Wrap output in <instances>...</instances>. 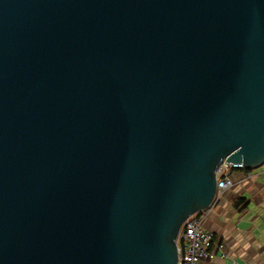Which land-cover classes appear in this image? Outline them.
Segmentation results:
<instances>
[{
  "label": "water",
  "instance_id": "95a60500",
  "mask_svg": "<svg viewBox=\"0 0 264 264\" xmlns=\"http://www.w3.org/2000/svg\"><path fill=\"white\" fill-rule=\"evenodd\" d=\"M224 163L264 164V0H0V264H178Z\"/></svg>",
  "mask_w": 264,
  "mask_h": 264
},
{
  "label": "crops",
  "instance_id": "0c3cea01",
  "mask_svg": "<svg viewBox=\"0 0 264 264\" xmlns=\"http://www.w3.org/2000/svg\"><path fill=\"white\" fill-rule=\"evenodd\" d=\"M230 175L234 186L201 214L203 227L213 234L214 255L203 264H264V181L246 178L245 172ZM239 198L246 201L244 208L234 206Z\"/></svg>",
  "mask_w": 264,
  "mask_h": 264
},
{
  "label": "built area",
  "instance_id": "2783aa9c",
  "mask_svg": "<svg viewBox=\"0 0 264 264\" xmlns=\"http://www.w3.org/2000/svg\"><path fill=\"white\" fill-rule=\"evenodd\" d=\"M232 171L245 172L246 178L260 177L264 181V164L258 169L246 170L242 164L224 163L217 172V197L234 186L230 175ZM203 212L205 211L191 215L182 227L177 241L178 264H203L214 258L213 253H210L213 234L202 225ZM221 247L219 246L220 249Z\"/></svg>",
  "mask_w": 264,
  "mask_h": 264
},
{
  "label": "trees",
  "instance_id": "16d2710c",
  "mask_svg": "<svg viewBox=\"0 0 264 264\" xmlns=\"http://www.w3.org/2000/svg\"><path fill=\"white\" fill-rule=\"evenodd\" d=\"M244 205H246V201L244 199L239 198L234 200V206L236 208H244Z\"/></svg>",
  "mask_w": 264,
  "mask_h": 264
},
{
  "label": "clouds",
  "instance_id": "9594fccd",
  "mask_svg": "<svg viewBox=\"0 0 264 264\" xmlns=\"http://www.w3.org/2000/svg\"><path fill=\"white\" fill-rule=\"evenodd\" d=\"M217 198V197H216Z\"/></svg>",
  "mask_w": 264,
  "mask_h": 264
}]
</instances>
